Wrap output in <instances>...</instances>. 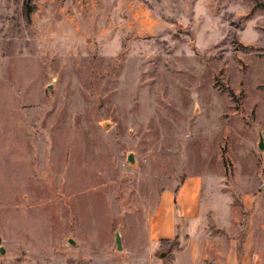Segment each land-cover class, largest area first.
Instances as JSON below:
<instances>
[{"label": "rangeland", "instance_id": "374dc122", "mask_svg": "<svg viewBox=\"0 0 264 264\" xmlns=\"http://www.w3.org/2000/svg\"><path fill=\"white\" fill-rule=\"evenodd\" d=\"M259 131L264 0H0V264H169L147 222L188 177L264 264Z\"/></svg>", "mask_w": 264, "mask_h": 264}, {"label": "crops", "instance_id": "0c3cea01", "mask_svg": "<svg viewBox=\"0 0 264 264\" xmlns=\"http://www.w3.org/2000/svg\"><path fill=\"white\" fill-rule=\"evenodd\" d=\"M207 209L208 203L202 205V181L198 177L186 178L176 191L163 190L147 222L152 253H164L159 258L169 255L170 247L157 244L180 236L183 243L169 264H262L257 254L253 258L252 245L247 240L239 244L228 233L222 234L221 227L210 234L203 225ZM186 220L188 228L184 229L181 224Z\"/></svg>", "mask_w": 264, "mask_h": 264}, {"label": "water", "instance_id": "95a60500", "mask_svg": "<svg viewBox=\"0 0 264 264\" xmlns=\"http://www.w3.org/2000/svg\"><path fill=\"white\" fill-rule=\"evenodd\" d=\"M258 148L260 149H264V141H263V136L261 134V132L259 131L258 132ZM127 161L133 163L134 162V156L132 153H129L127 155ZM2 239H1V236H0V243H1ZM69 242L72 244L73 241L71 239H69ZM114 242H115V245H116V249L120 250L121 249V240H120V233L119 231H116L115 234H114ZM0 253H4V249L3 247H0ZM156 256H164V253L162 255L160 254H157L155 253Z\"/></svg>", "mask_w": 264, "mask_h": 264}, {"label": "trees", "instance_id": "16d2710c", "mask_svg": "<svg viewBox=\"0 0 264 264\" xmlns=\"http://www.w3.org/2000/svg\"><path fill=\"white\" fill-rule=\"evenodd\" d=\"M30 1L31 0H25V6L27 7L28 12L30 11ZM164 243H166V241Z\"/></svg>", "mask_w": 264, "mask_h": 264}]
</instances>
